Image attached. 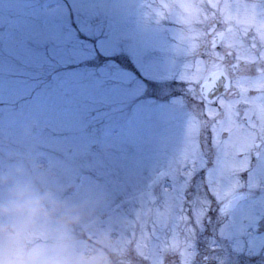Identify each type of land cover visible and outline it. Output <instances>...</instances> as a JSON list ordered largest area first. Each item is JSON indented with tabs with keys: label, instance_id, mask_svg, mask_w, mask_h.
<instances>
[{
	"label": "rangeland",
	"instance_id": "1",
	"mask_svg": "<svg viewBox=\"0 0 264 264\" xmlns=\"http://www.w3.org/2000/svg\"><path fill=\"white\" fill-rule=\"evenodd\" d=\"M258 56L264 0H0V176L79 216L41 221L34 243L108 264H264ZM236 62L240 93L206 102L204 79Z\"/></svg>",
	"mask_w": 264,
	"mask_h": 264
},
{
	"label": "clouds",
	"instance_id": "2",
	"mask_svg": "<svg viewBox=\"0 0 264 264\" xmlns=\"http://www.w3.org/2000/svg\"><path fill=\"white\" fill-rule=\"evenodd\" d=\"M0 184L9 185L6 197L0 199V264H108L102 249L75 254L34 243L41 221L55 216L57 223L66 228L77 223L79 216L28 180L6 175L0 176ZM100 242L106 244L107 237Z\"/></svg>",
	"mask_w": 264,
	"mask_h": 264
},
{
	"label": "water",
	"instance_id": "3",
	"mask_svg": "<svg viewBox=\"0 0 264 264\" xmlns=\"http://www.w3.org/2000/svg\"><path fill=\"white\" fill-rule=\"evenodd\" d=\"M230 86V78L223 72L218 71L211 74L202 85V95L207 101H213L221 96ZM246 198L245 194L233 197L228 205L234 209L237 204Z\"/></svg>",
	"mask_w": 264,
	"mask_h": 264
},
{
	"label": "flooded vegetation",
	"instance_id": "4",
	"mask_svg": "<svg viewBox=\"0 0 264 264\" xmlns=\"http://www.w3.org/2000/svg\"><path fill=\"white\" fill-rule=\"evenodd\" d=\"M258 63V65H259V72H260V74H264V57L262 58V56H258L257 57V60L255 61V63ZM248 63V62H247ZM245 65H246V63H245ZM239 67H240V64L238 63V62H236V63H234L230 68H229V66H227L226 68H224V71L228 74V75H230V77H231V79H232V84H231V87H230V89L228 90V92L227 93H229V92H232L233 94H236V96H237V94H239L240 92H239V88L238 87H236L235 85L238 83V80H236V78H235V76H236V74H234V72L233 71H236L237 70V72L239 71L238 69H239ZM233 70V71H232ZM258 70V69H257ZM244 80V79H243ZM243 80L239 83V84H243ZM258 80L256 81V83H255V86H257L258 87ZM242 106V105H241ZM261 143L260 142H258V145H260ZM257 155H259V154H257Z\"/></svg>",
	"mask_w": 264,
	"mask_h": 264
}]
</instances>
